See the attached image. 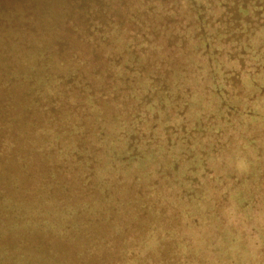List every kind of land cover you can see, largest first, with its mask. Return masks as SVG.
Returning a JSON list of instances; mask_svg holds the SVG:
<instances>
[{
	"label": "rangeland",
	"instance_id": "rangeland-1",
	"mask_svg": "<svg viewBox=\"0 0 264 264\" xmlns=\"http://www.w3.org/2000/svg\"><path fill=\"white\" fill-rule=\"evenodd\" d=\"M186 2L178 0L166 6L155 0L144 3L154 19L153 14ZM125 9L111 0H0V102L1 94L9 91L12 96L17 95V101L8 113L25 106L24 110H32L29 120L35 119L34 129L18 127L21 121L11 123L9 135H17L14 130L19 128L24 131L21 138L29 134L32 140L43 132V127L48 131L51 117L48 113L42 116L41 108L49 106V101L42 98L39 104L32 105L23 96L22 83L12 78L18 71L34 67L37 51L50 54L59 48L68 50V46L71 50V31L75 37L106 36V42L113 47L117 44L118 49L126 46L140 62L130 58L132 63L126 67L118 63L109 66L108 75L112 73L114 80L109 82L107 95L114 94V98L107 104V114L119 115L120 129L116 127L114 133L123 131V138L138 127L129 140L135 150L127 153L126 169L120 159L116 166V156L110 160L100 156L101 164H110L100 174L128 179L123 180L124 186L112 198V205L118 208L111 210L112 228L110 224L104 229L111 234L106 242L124 248L122 256L117 257L118 264H264V51L259 50L264 45V31H254L248 37L243 34L241 40L249 38L251 44L243 50L240 45H233L240 32L229 30L232 20L229 22L228 16L205 26L198 39L194 18L188 14L168 8L174 15L169 29L162 27L153 32L137 28L139 13L128 15ZM81 16L91 20L90 31L79 25L78 31L72 28L82 23ZM120 20L123 30H119ZM104 21L108 25L103 27ZM63 38L66 39L62 41ZM171 41L175 44L168 46ZM80 48L87 50L81 43ZM113 49L107 52L112 53ZM17 51L24 54L26 62L16 59ZM91 51L88 49L87 53ZM5 52H10L6 59ZM94 52L95 59H100L98 64L104 50ZM54 58L49 63L57 65L52 66L53 72L65 74L64 67ZM97 66L96 70L106 69ZM106 74L99 77L107 79ZM125 76L129 81H125ZM89 80L97 90L107 84L97 77ZM34 84L31 86L38 90L49 85L40 81ZM82 99H76L80 114L88 111L84 107L87 101ZM65 115L66 110L62 121ZM85 118L83 129L90 134L87 122L92 118ZM117 135L110 140H116ZM61 137L65 145L67 139L64 134ZM28 139L23 150L28 147ZM3 140L8 142V136H2ZM31 143L33 150L32 144H36ZM3 149L6 147L0 142V152ZM139 149L147 154L141 156ZM31 154L28 147L23 156ZM31 182L24 175L0 174V264H32L35 236L30 232L31 225L22 222L18 215L22 211L29 218L34 199ZM129 182L142 185L131 186ZM138 186H142L140 192ZM145 189L153 190L160 204L157 213L142 220L136 214L143 215L147 209L139 207L137 201H146L142 198ZM99 201L93 205L97 210L103 207ZM19 202L26 207L21 208ZM124 215L126 220L121 225ZM138 221L139 233L132 239L128 230ZM121 230V235L116 236ZM82 255H74L68 264H110L108 260L114 259L109 253L102 256L103 251L96 256ZM69 257L72 259L70 253Z\"/></svg>",
	"mask_w": 264,
	"mask_h": 264
},
{
	"label": "trees",
	"instance_id": "trees-1",
	"mask_svg": "<svg viewBox=\"0 0 264 264\" xmlns=\"http://www.w3.org/2000/svg\"><path fill=\"white\" fill-rule=\"evenodd\" d=\"M111 1L118 8H126L128 15L137 11L139 13L137 18L140 17V20L136 21V27L140 28V30L149 28V30L155 32L162 27L169 29V21H172L171 17L174 16H171L170 10H176L181 15L188 14V16L194 18L196 23L194 25L197 29L195 38L198 37V39L205 32V26H209L210 23L214 24V20L218 22L221 17L228 16L229 22L232 20L229 24V30L240 32L235 38L233 45H240L243 50L251 47L249 38H245L244 42L241 40L243 34L248 37L254 31L258 30L259 33L264 31V0H187L186 4L170 5L176 9L169 6L164 11H160V14H153L154 19L150 18L152 11L144 3L152 2L153 0ZM155 1L159 2L160 5L162 3V5L165 4L166 6L168 3L177 2L178 0ZM81 18L82 23H78L76 26L73 25L72 28L78 31L76 27L79 25L89 30L91 20L87 19L86 16H81ZM96 22L98 27H100V21L96 20ZM232 23L234 26H232ZM123 24L120 20L118 24L119 30H123ZM101 25L104 27L108 23L104 21ZM75 36L76 34L72 31L68 36V43L70 42L72 45L71 50L68 45V50L59 48L50 54H40L41 50H39L36 52L39 55L36 56L38 58L35 59L34 67L24 68L23 71H18L12 76L14 80L18 79L22 83L23 96L29 99L32 105L35 103L39 104L42 98L49 101V106L41 108L43 111L41 113L42 116L45 115L44 113H48L47 115L51 117V120L48 121L47 132L44 129L46 127H43L41 129L43 132L35 139H32L33 141L29 134L25 138H21L24 131H19V128L14 130L17 135L13 133L9 135V125L11 123L21 121V125H17L18 127L26 125L27 128L34 129L35 119L29 120L32 110H24L26 109L25 106L8 113L14 103H16L17 95L12 96L14 94L8 93L9 91H6V94H1L3 97L0 102V142L6 149L0 152V174L13 175L15 177L24 175L32 181L30 189L34 199L30 204L29 218H26L22 211L18 213L23 218L22 222L31 225L30 232L35 236L32 239L34 243L32 245V264H68V262L74 260V255L78 254L82 257V254L86 255V257L96 256L99 251H103L102 256H106L109 253L112 259L114 258L111 261L108 260L110 264H118L117 257L122 256L124 253V248L122 250L119 249L120 247L115 242L113 244L109 241L106 242L107 236L111 238V234L106 233L104 230L105 227L111 223L113 224L114 215L111 214V210H118V208L112 205V198L115 195L114 193L120 190L119 187L124 186V178L119 179L118 176L114 177L113 175L114 178L111 179L108 176L105 177V173L100 174L101 171L103 172L110 168V164L108 165L106 161L103 164L100 163L103 161L100 156L105 155L109 160L116 156L118 159L115 161L116 166L120 159L122 163H125V169L129 165L127 153L135 150L133 141L129 140L136 134L138 127L134 129L136 132H132L131 135L128 132V138H123L121 134L123 131L117 130L114 133L116 127L120 129L117 126L119 115L107 114V104L114 98V94L107 95L111 89L109 82L114 80L112 73L108 75V69L110 70L109 66L112 63H118L126 67L132 63L130 58H133L135 62H140V58L134 54L131 55L126 46L120 49L117 48V44L115 47L111 46L106 42L104 38L106 36L93 37L82 34ZM65 39L63 38L62 41ZM55 41L57 42L58 39ZM80 43L85 48L87 47V50L92 49V51L87 53V50L84 51L80 48ZM172 44L174 45L175 42H169L168 46ZM111 47L114 48L111 50L112 53L107 52ZM260 47L259 50L264 51V45ZM102 49L104 50L101 57L102 60L96 64L100 59H95L92 52ZM9 54L10 52H5L4 57H6L4 59ZM54 56H57V58H54ZM15 57L19 60H25V56L21 52L16 53ZM52 58L56 61L59 60V66H63L66 70L65 74L53 72L52 66L56 67L57 65L49 64ZM97 65H102L106 69L96 70L98 68ZM104 72L107 73L105 76L107 79L99 77L102 74L104 75ZM57 75L58 78H56ZM95 77L106 80L107 84L100 85V89L97 90L92 83L90 85L89 80ZM39 81L49 83V85L46 88L43 85L41 90L31 86ZM125 81H129L127 76H125ZM86 88L88 90H85ZM83 91L87 93L84 94ZM97 95H100L98 99L96 98ZM32 98L35 99L34 103L31 101ZM76 99H82L81 101L83 102L87 101L83 105L88 111L80 114L78 111L81 106L80 104L78 105L79 100ZM45 109L48 110L46 111ZM38 110L39 108H37ZM65 110L66 118L62 121ZM123 113L125 114V112ZM85 116H91L92 118L91 121L87 122L88 126L91 127L89 129L90 134H88L86 129H83L86 124ZM63 134L65 139H67L65 145L61 143V141H64L63 137L59 138ZM114 134H118L116 140H110ZM1 135L4 137L8 136L9 141H1ZM98 136H100L101 142ZM93 137L97 138L94 139ZM18 138L22 142L17 140ZM26 138H29L27 143L29 152L30 154L32 153L28 157L23 156V153L28 149L27 147L23 150ZM58 138L59 140H57ZM30 143L33 146V150ZM137 151H139L138 154L141 156L145 153L140 149ZM145 154H147V151ZM96 165L97 168H95ZM106 165L108 166L106 167ZM124 168L121 167L120 170ZM120 170L118 169L117 171ZM125 180L127 181L128 179ZM128 184L133 186L139 183L129 182ZM154 185L156 184L154 183ZM149 187L151 188L152 185ZM125 188L127 187L125 186ZM137 189L140 192L142 186H138ZM142 193L145 194L142 198L146 201H137V205L146 207L147 211L140 216L136 214V217L144 220L148 214L157 213V207L160 202H158V196L153 194V190L145 189ZM3 197L1 200H3ZM97 201L103 205L99 210L93 206ZM19 203L21 208L24 209L26 207L23 202ZM124 207L125 204L122 205V208ZM3 208L6 209L5 205ZM119 210L122 211L121 209ZM123 219L126 220L125 215L120 220V224ZM148 223H151L150 220ZM112 224L110 228H112ZM132 224L128 231L131 230L130 236L134 239V236L139 233L137 226L140 225V221ZM121 233L122 230L116 236L121 235ZM108 247L109 249L107 250ZM103 248L104 250H101ZM69 253L72 259H70Z\"/></svg>",
	"mask_w": 264,
	"mask_h": 264
}]
</instances>
